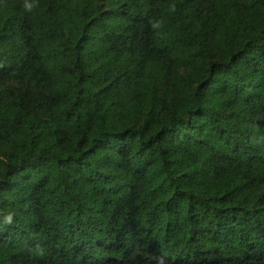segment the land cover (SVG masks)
<instances>
[{"label": "trees", "instance_id": "trees-1", "mask_svg": "<svg viewBox=\"0 0 264 264\" xmlns=\"http://www.w3.org/2000/svg\"><path fill=\"white\" fill-rule=\"evenodd\" d=\"M8 213L0 264H264V0H0Z\"/></svg>", "mask_w": 264, "mask_h": 264}, {"label": "clouds", "instance_id": "clouds-1", "mask_svg": "<svg viewBox=\"0 0 264 264\" xmlns=\"http://www.w3.org/2000/svg\"><path fill=\"white\" fill-rule=\"evenodd\" d=\"M24 7L26 10L30 11L32 8V5L30 3H25ZM13 223V214L12 213H8L3 215L2 217H0V226L2 225H10Z\"/></svg>", "mask_w": 264, "mask_h": 264}]
</instances>
